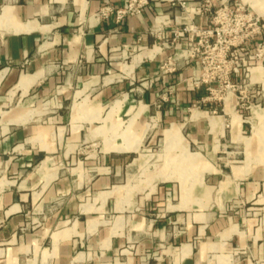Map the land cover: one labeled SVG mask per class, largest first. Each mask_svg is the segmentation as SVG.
<instances>
[{
  "label": "crops",
  "instance_id": "obj_1",
  "mask_svg": "<svg viewBox=\"0 0 264 264\" xmlns=\"http://www.w3.org/2000/svg\"><path fill=\"white\" fill-rule=\"evenodd\" d=\"M127 1L0 0V264H264V122L187 87L198 61L159 73L173 50L155 35L208 26L200 0L98 15ZM174 143L198 184L162 167L120 195Z\"/></svg>",
  "mask_w": 264,
  "mask_h": 264
},
{
  "label": "built area",
  "instance_id": "obj_2",
  "mask_svg": "<svg viewBox=\"0 0 264 264\" xmlns=\"http://www.w3.org/2000/svg\"><path fill=\"white\" fill-rule=\"evenodd\" d=\"M178 3L185 8L184 2ZM148 5L149 0H128L120 8L107 4L100 8L98 15L102 18L113 16L119 23L126 17L140 14ZM191 14V17H207L210 24L205 27L179 25L171 30L170 37L155 35L162 49L173 50L160 62L159 73L173 72L182 65L198 61L200 70L186 78L187 87L206 85L213 99L225 101L224 96L230 93L235 97V107L241 110L255 107L250 96L255 82L250 74L255 67L264 66V13H257L237 0H200ZM151 32L156 34L157 31ZM189 32L194 40H189ZM173 90L169 88L167 93L171 95Z\"/></svg>",
  "mask_w": 264,
  "mask_h": 264
},
{
  "label": "rangeland",
  "instance_id": "obj_3",
  "mask_svg": "<svg viewBox=\"0 0 264 264\" xmlns=\"http://www.w3.org/2000/svg\"><path fill=\"white\" fill-rule=\"evenodd\" d=\"M258 67H260V66H258ZM258 70L260 71V69H258L256 67H255V69H252V72L250 74V78H251L252 82H256V81L263 82V83H260V89H261L262 84H264V81L260 77H256ZM254 86H255V84H254ZM229 95H230V98H229L230 102H232V105H235V101H234L235 97L233 94H230V93L226 94L224 96L225 100H227ZM258 96H260V95H258ZM217 97H218V95H217ZM251 100L254 102V105H256V106L252 107L253 117L251 119H248V120L250 122H264V106L259 107V102L256 101L255 97H253V99L251 98ZM236 110H241V109H240V107L237 106ZM242 110H244V109H242ZM182 144H186L188 150L192 153H196V152L200 151L195 145L188 143L185 138L184 139L182 138ZM179 149H180V147H179V144H177V143L171 144L168 148H165V146L164 147L162 146L161 150H160V146H158L155 151L151 152V153H153V160L151 161V163H153V167L152 168L148 167L147 168L148 171H147L144 164L141 163L140 172L138 174H136L135 176H132V181H129L126 183V186L129 188V191L128 190L122 191L120 193V195H124L125 193H126V195L134 194L136 192L138 193V191H136V190L144 185L145 180H148V182L150 183V181H152V179L159 178L158 174H159V171L161 170L162 167L166 168L168 171V175L166 177L167 180L179 179L182 181L183 184H189V183L198 184L199 175L201 174L200 172L202 171L201 166H198V167L192 168V169H188V170H186L185 173L181 174V170L183 172V167L186 166L187 159L181 160L180 163L177 161L178 155L180 153ZM179 168H182V169L180 170Z\"/></svg>",
  "mask_w": 264,
  "mask_h": 264
}]
</instances>
